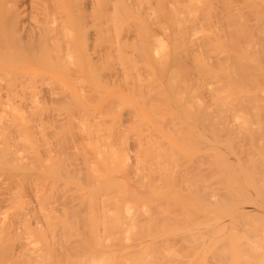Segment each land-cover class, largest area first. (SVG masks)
Masks as SVG:
<instances>
[{"label":"bare ground","instance_id":"obj_1","mask_svg":"<svg viewBox=\"0 0 264 264\" xmlns=\"http://www.w3.org/2000/svg\"><path fill=\"white\" fill-rule=\"evenodd\" d=\"M87 1L0 0V264H264V0Z\"/></svg>","mask_w":264,"mask_h":264},{"label":"rangeland","instance_id":"obj_2","mask_svg":"<svg viewBox=\"0 0 264 264\" xmlns=\"http://www.w3.org/2000/svg\"><path fill=\"white\" fill-rule=\"evenodd\" d=\"M85 3H86V2H85ZM86 4H88V6H89V0L87 1ZM88 6H86L87 9H89ZM89 7H90V6H89ZM27 11H28V12H27V17H26V23H25V27H26V28H25V29H27V31H28V30L31 29V26H32V23H31V21H30V18H31L30 15H31V13H30V8H29V7L27 8ZM27 31L25 30V31H24V34H25V32H27ZM45 96L47 97V94H46ZM166 147H167V146H166ZM165 163H168L167 160L165 161ZM163 165L166 166V164H163ZM173 173H174V172H173ZM174 174H175V173H174ZM174 174H173V175H174ZM174 176H175V175H174ZM100 204H101V203H100ZM244 207H245V208H244V212H245L246 214L249 213V214H247V215H250V214H251V215H256V214H258V213H259L258 215H260L261 212H259V211L264 212L263 210H260L259 208H257V206L255 207V205H251V204H250V205H245ZM171 209H172V207H171ZM246 211H247V212H246ZM261 214H262V213H261ZM262 215H264V213H263ZM163 237H165V239H166V237H168V236L164 234ZM167 239L169 240V238H167ZM162 241L164 242L163 244H165V245H163V246H165L166 249L168 248V247H166V244L169 243V245H171L170 242H172V241H170V240H169L170 242L167 241V240H165L166 242H168V243H166V242L164 241V238H163ZM172 244H173V243H172ZM167 246H168V245H167ZM163 248H164V247H163ZM165 248H164V250H166Z\"/></svg>","mask_w":264,"mask_h":264}]
</instances>
